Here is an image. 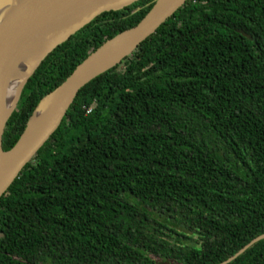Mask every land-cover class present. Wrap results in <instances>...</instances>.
Segmentation results:
<instances>
[{"label":"trees","instance_id":"obj_1","mask_svg":"<svg viewBox=\"0 0 264 264\" xmlns=\"http://www.w3.org/2000/svg\"><path fill=\"white\" fill-rule=\"evenodd\" d=\"M156 0L94 18L41 62L6 123ZM264 234V0H188L86 84L0 197V264H221ZM228 264H264V239Z\"/></svg>","mask_w":264,"mask_h":264},{"label":"water","instance_id":"obj_2","mask_svg":"<svg viewBox=\"0 0 264 264\" xmlns=\"http://www.w3.org/2000/svg\"><path fill=\"white\" fill-rule=\"evenodd\" d=\"M77 1L3 0L0 3V197L58 129L78 92L130 56L188 0H156L137 25L108 39L90 53L54 91L41 99L19 139L11 149L4 151L2 138L6 123L16 110L25 84L45 57L97 16L120 10L138 0H99V6L67 36L40 53L57 23L67 17ZM52 94H57L53 108L34 122L40 105ZM263 239L264 234L258 236L221 264L230 263Z\"/></svg>","mask_w":264,"mask_h":264},{"label":"bare ground","instance_id":"obj_3","mask_svg":"<svg viewBox=\"0 0 264 264\" xmlns=\"http://www.w3.org/2000/svg\"><path fill=\"white\" fill-rule=\"evenodd\" d=\"M3 0H0V3ZM99 0H78L77 3L71 6L70 13L67 17L62 18L57 25L55 26V30L48 37L44 46L41 47L40 53H43L47 48L49 49L54 43L62 40L65 36H67L77 25H79L83 18L94 11L98 6ZM57 100V94H52L47 97L42 104L40 105L39 110L35 114L33 118L34 122L37 119L43 118L46 113L53 108L55 102Z\"/></svg>","mask_w":264,"mask_h":264}]
</instances>
